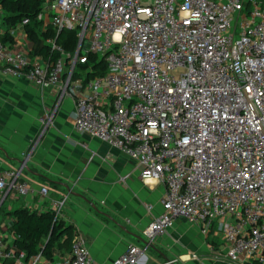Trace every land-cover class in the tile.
Segmentation results:
<instances>
[{
	"label": "built area",
	"instance_id": "obj_1",
	"mask_svg": "<svg viewBox=\"0 0 264 264\" xmlns=\"http://www.w3.org/2000/svg\"><path fill=\"white\" fill-rule=\"evenodd\" d=\"M41 3L38 17L55 32L76 31L74 54L49 41L58 55L47 62L0 39V71L72 96L76 132L120 150L142 181L164 185L145 242L182 218L203 234L216 226L230 262L264 264V0ZM88 54L103 57L105 73L72 79ZM32 191L20 171L0 172V203ZM65 201H49L55 219ZM140 255L127 244L111 262L97 263L75 230L69 255L54 260L27 259L0 240V260L10 264H138Z\"/></svg>",
	"mask_w": 264,
	"mask_h": 264
},
{
	"label": "crops",
	"instance_id": "obj_2",
	"mask_svg": "<svg viewBox=\"0 0 264 264\" xmlns=\"http://www.w3.org/2000/svg\"><path fill=\"white\" fill-rule=\"evenodd\" d=\"M0 7V37L8 33L12 48L30 58L32 43L23 25L3 24ZM75 100L59 87L40 90L23 78L0 71V172L20 171L33 186L27 196L10 195L1 203L0 240L12 246L9 212L18 207L44 212L50 200L66 196L62 220L71 224L85 241L97 263L111 262L127 244L141 249L138 264H252L230 262L216 226L203 234L198 224L177 219L163 235L149 244L143 229L161 212L164 185L142 181L134 161L114 146L73 129ZM50 116L48 124L38 119ZM53 182L56 186H51ZM41 186L49 193H37ZM67 257L69 251H59ZM195 254L196 257H191ZM10 263V262H9Z\"/></svg>",
	"mask_w": 264,
	"mask_h": 264
},
{
	"label": "trees",
	"instance_id": "obj_3",
	"mask_svg": "<svg viewBox=\"0 0 264 264\" xmlns=\"http://www.w3.org/2000/svg\"><path fill=\"white\" fill-rule=\"evenodd\" d=\"M41 4V0H0V7L4 12L3 24L11 26L26 18L27 23L23 28L33 45L32 53L41 56L47 62L53 61L58 55L51 49L49 41L60 45L69 55L74 54L78 41L76 31L63 29L55 32L49 23L38 17ZM0 39L3 42H11L8 33H4ZM104 73L103 57L88 54L83 63L76 64L72 79L80 78L85 83ZM49 184L56 186L53 182ZM2 206L1 204L0 212H4ZM9 213L12 217L10 229L14 236L12 246L15 252H23L27 259L40 253L48 260L58 258L57 252L61 250L70 252L74 228L62 218L55 219L52 210L36 212L18 207ZM2 264L10 263L2 261Z\"/></svg>",
	"mask_w": 264,
	"mask_h": 264
},
{
	"label": "rangeland",
	"instance_id": "obj_4",
	"mask_svg": "<svg viewBox=\"0 0 264 264\" xmlns=\"http://www.w3.org/2000/svg\"><path fill=\"white\" fill-rule=\"evenodd\" d=\"M142 4L147 5V4H151L152 0H140ZM0 264H2V261L0 260Z\"/></svg>",
	"mask_w": 264,
	"mask_h": 264
}]
</instances>
